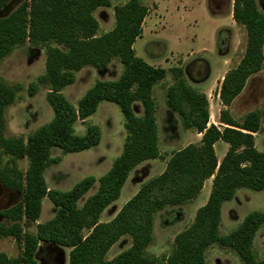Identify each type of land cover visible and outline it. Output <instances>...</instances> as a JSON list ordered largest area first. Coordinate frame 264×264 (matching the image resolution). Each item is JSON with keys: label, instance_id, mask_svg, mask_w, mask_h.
I'll return each instance as SVG.
<instances>
[{"label": "trees", "instance_id": "obj_1", "mask_svg": "<svg viewBox=\"0 0 264 264\" xmlns=\"http://www.w3.org/2000/svg\"><path fill=\"white\" fill-rule=\"evenodd\" d=\"M10 1L0 0V10ZM102 6L110 7L111 0H28L0 17V61L26 43L46 46V72L39 81L49 85L47 98L55 113L28 137H7L5 112L15 102L18 89L0 76V182L21 195L18 203L0 213L5 219L0 221V238L13 236L22 248L17 257L0 251V264H36L41 243L69 248V264H157L158 257L147 251L154 240L156 214L190 202L210 178L213 184L207 202L197 210L193 222L175 236L163 261L207 264L208 249L220 244L235 250L244 264H264L254 253L264 212L249 213L237 229L221 234L224 202L233 199L240 187L264 189V151L256 147L254 135L261 131L262 115L252 111L240 123L229 112L249 78L264 66V13L258 0L233 3L234 20L246 28L248 38L241 61L226 73L219 89L226 107L220 112V122L226 125L209 124L208 96L187 82L182 67H173L174 81L166 92L168 108L179 114L185 129L203 133L202 139L174 151L164 171L141 184L108 222H102L101 215L120 197L131 172L142 162L161 156L153 90L168 70L148 63L134 49L143 35L147 5L141 0L115 5V26L98 35L100 24L94 11ZM115 58L124 64L119 78L97 80L77 106L64 95L63 89L75 82L76 72L86 66L106 68ZM102 101L118 104L124 114L127 136L122 153L99 179L87 176L67 191L49 188L45 172L59 162L52 156L54 147L70 153L100 143L98 125H88L80 135L75 124L85 122ZM136 102L142 104V115L135 112ZM220 140L229 144L222 160L214 147ZM5 156H9L7 160ZM24 158L29 164L21 170L17 161ZM97 181L98 189L81 203ZM46 197L55 206L54 216L38 223L36 231L25 230L23 221L39 220ZM125 235L131 237L130 247L108 259L112 246Z\"/></svg>", "mask_w": 264, "mask_h": 264}, {"label": "rangeland", "instance_id": "obj_2", "mask_svg": "<svg viewBox=\"0 0 264 264\" xmlns=\"http://www.w3.org/2000/svg\"><path fill=\"white\" fill-rule=\"evenodd\" d=\"M23 1L28 0H11L0 10V17L10 14ZM126 1L111 0L110 7L103 6L94 11V16L100 23L99 34L102 35L115 26L114 6ZM141 1L149 7V13L143 25V35L134 43L136 55L154 66L168 70V75L158 82L153 90L162 157L132 173L120 197L102 213V222L111 220V209L116 206L121 208L135 195L141 184L159 174L164 158H169L174 150L194 139V136L185 134L187 130L184 129L181 117L177 113L174 123H179L180 130L176 138L170 135L166 127L169 120L166 92L167 87L174 81L171 69L181 66L191 86L198 91H207L210 95L212 112L215 113L218 109L216 104L220 101L218 99L220 79L223 74L226 75L230 69L239 64L247 48V30L233 17L234 0ZM258 5L264 13V0H258ZM46 57V46L26 43L0 61V76L6 84L18 89L15 102L8 106L5 112L7 137L26 138L55 116L47 98L50 87L39 81L46 72ZM123 71L124 64L119 58L114 59L106 69L88 66L77 73L75 83L66 86L63 93L72 104L77 106L79 100L97 80H115ZM199 79L202 81H197ZM33 85H35L34 89ZM255 110L260 111L262 115V128L255 136V143L258 150L264 151V66L249 78L242 93L229 107L233 118L240 123ZM142 114L143 111L140 115ZM124 124L125 117L120 106L113 102L102 101L98 110L86 119V123L78 122L75 125V131L80 135L86 133L88 125L100 126L101 142L95 147L80 152L65 153L60 148L54 147L52 156L59 158V162L51 164L46 170L48 186L67 191L87 176L99 178L105 174L114 159L123 151L127 136ZM222 145L227 146V143L223 141L217 146L216 153L220 158H223ZM8 157L5 156L4 160ZM28 164L27 158L17 161L21 170H26ZM98 184L96 182L81 199V203L97 190ZM212 184L213 180L210 178L196 198L185 205L169 206L156 214L154 240L147 251L150 256L158 257L157 264H165L163 258L171 252L175 236L193 222L197 210L207 202ZM20 199V194L10 191L0 182V213L3 209L18 203ZM54 209V204L46 197L39 222H46L52 218ZM253 211L264 212V189L238 188L235 197L223 204L221 234L226 235L237 229L245 217ZM0 221H5L1 215ZM39 222L25 219L24 229L36 231ZM127 237L131 240L129 235H125L122 237L123 241L119 240L112 246L107 254L108 259H112L131 245ZM0 251L17 257L22 252V248L15 237L4 236L0 238ZM69 252L70 249L66 247L42 246L36 264H69ZM254 253L258 260L264 259V224L255 238ZM207 264L244 263L232 248L214 244L207 251Z\"/></svg>", "mask_w": 264, "mask_h": 264}, {"label": "crops", "instance_id": "obj_3", "mask_svg": "<svg viewBox=\"0 0 264 264\" xmlns=\"http://www.w3.org/2000/svg\"><path fill=\"white\" fill-rule=\"evenodd\" d=\"M128 1V0H127ZM126 1V2H127ZM125 2V3H126ZM124 4V3H123ZM103 7V6H102ZM105 7H107V6H105ZM103 11H105V10H103ZM100 24V23H99ZM98 35H101V34H99L98 33ZM116 59V58H115ZM114 61V60H113ZM112 61V62H113ZM111 62V63H112ZM111 63L106 67V68H108L110 65H111ZM86 67H88V66H86ZM86 67H84V68H86ZM157 67V66H156ZM181 67V66H180ZM84 68H82L81 70H83ZM106 68H103V69H106ZM80 70V71H81ZM79 72V71H78ZM78 72H76V80H77V73ZM168 75V74H167ZM224 76H225V74H223L222 75V77H221V79H220V84L222 83V81H223V78H224ZM205 79V78H204ZM203 79V80H204ZM75 80V81H76ZM197 81H202V79H199V80H197ZM75 83V82H74ZM172 84V83H171ZM170 84V85H171ZM169 85V86H170ZM168 86V87H169ZM167 87V88H168ZM220 89V88H219ZM200 92H202V93H205L207 96H208V100H209V103H210V122H209V124H211V123H214L215 125H217L218 127H221V126H225L226 124H223L222 122H220V112H221V110L223 109V108H226V107H224V105L222 104V102H221V99H220V97H219V93H218V99L220 100L219 101V103L218 104H216V107H218V109L216 110V112L215 113H213L212 112V105H211V100H210V95H209V93L207 92V91H200ZM140 102H136L135 104H134V109H135V112L138 114V115H140L141 113H142V111H143V107H142V104L140 105L139 104ZM100 105V104H99ZM98 108H99V106H98ZM98 110V109H97ZM168 118H169V120H168V122H167V129L169 130V133H170V135L173 137V138H176L175 136L178 134V131L180 130L179 129V126H178V124H176V123H174L175 122V120H176V117H175V112H173V111H171L170 109L168 110ZM158 121V120H157ZM79 122H81V121H79ZM78 123V122H77ZM83 122H81V124H82ZM84 123H86V121L84 122ZM76 125V124H75ZM183 125V124H182ZM100 127V126H99ZM184 127V126H183ZM101 129V128H100ZM158 129H159V125H158ZM185 129V128H184ZM185 130H187V132H185V134H188V135H192V136H194V139L191 141V142H188V143H186V144H184L183 146H181L180 148H178V149H181V148H183V147H185V146H187L188 144H190V143H199L200 141H201V139H202V136H203V133H198L196 130H194V129H185ZM101 132H102V130H101ZM184 132V131H183ZM256 134L257 133H254V135L256 136ZM101 139H102V137H101ZM101 142V141H100ZM223 141L222 140H220V141H217L216 143H215V145H214V147H215V151H216V149H217V146L219 145V144H221ZM225 142V141H224ZM227 143V142H226ZM99 145V144H98ZM159 145V144H158ZM223 146V157L225 156V154H226V152L228 151V148H229V144L227 143V146L226 145H222ZM160 149V148H159ZM178 149H176V150H178ZM176 150H174V151H176ZM173 151V152H174ZM172 152V153H173ZM160 154H161V156L160 157H162V153H161V149H160ZM217 154V153H216ZM119 156V155H118ZM117 156V157H118ZM159 157V158H160ZM217 157H218V159L219 160H222L223 158H220L218 155H217ZM222 157V156H221ZM159 158H155V159H149V161L148 160H146V161H144V162H142L141 164H139L132 172H131V174H130V176L132 175V173L133 172H135V171H137L138 169H141V168H143V167H145V166H148L149 164H151V163H153L154 161H157ZM169 158L167 157V158H164V160H163V162H162V169L160 170V172H159V174L161 173V172H163L164 171V169H165V167H166V163H167V160H168ZM115 160V159H114ZM114 162V161H113ZM147 162V163H146ZM113 164V163H112ZM112 166V165H111ZM111 168V167H110ZM109 171V170H108ZM107 171V172H108ZM106 172V173H107ZM46 173V172H45ZM104 175V174H103ZM102 175V176H103ZM130 176L128 177V179H127V181H126V183H125V185L127 184V182H128V180H129V178H130ZM96 177V176H95ZM97 178V177H96ZM100 178V177H99ZM99 178H97V179H99ZM45 179H46V176H45ZM212 180H213V178H212ZM207 181V180H206ZM47 182V181H46ZM98 182V181H97ZM206 183V182H205ZM96 184V183H95ZM94 184V185H95ZM48 185V184H47ZM99 185V184H98ZM124 185V186H125ZM123 186V187H124ZM205 186V185H204ZM49 187V186H48ZM94 187V186H93ZM92 187V188H93ZM140 187V186H139ZM50 188V187H49ZM91 188V189H92ZM51 189H53V188H51ZM98 189V188H97ZM123 189V188H122ZM203 190V189H202ZM137 193V192H136ZM135 193V194H136ZM48 198V197H47ZM45 199V198H44ZM85 201V200H84ZM115 202V201H114ZM113 202V203H114ZM113 203H112V205H113ZM111 205V204H110ZM109 205V206H110ZM108 206V207H109ZM55 207V206H54ZM107 207V208H108ZM173 207H175V206H173ZM223 207V206H222ZM106 208V209H107ZM122 208V207H121ZM121 208H118L117 206L116 207H114L113 209H111V211H110V217H111V220L116 216V214L119 212V210L121 209ZM43 209H44V200H43V208H42V213H43ZM105 209V210H106ZM55 210V209H54ZM104 210V211H105ZM165 210V209H164ZM103 211V212H104ZM54 214H55V212H54ZM54 214H53V216H54ZM42 215V214H41ZM196 215V214H195ZM52 216V217H53ZM41 217V216H40ZM51 219V218H50ZM40 220H38V222H39ZM110 221V220H109ZM108 222V221H107ZM40 223V222H39ZM38 224V223H37ZM222 224V223H221ZM125 238V237H124ZM123 238V239H124ZM128 238V237H127ZM123 239L121 238L120 240H122L123 241ZM129 239V238H128ZM129 241H130V244H131V240L129 239ZM42 246H47V245H45L44 243H41L40 244V249L42 248ZM48 246H54V247H61V246H55V245H49L48 244ZM130 247V245L127 247V248H129ZM40 249H39V251H40ZM125 249V248H124ZM126 250V249H125Z\"/></svg>", "mask_w": 264, "mask_h": 264}]
</instances>
